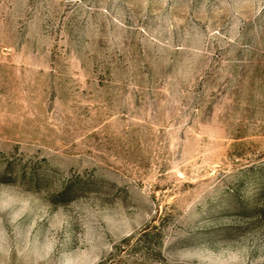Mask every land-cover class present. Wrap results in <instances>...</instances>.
<instances>
[{
    "label": "rangeland",
    "instance_id": "rangeland-1",
    "mask_svg": "<svg viewBox=\"0 0 264 264\" xmlns=\"http://www.w3.org/2000/svg\"><path fill=\"white\" fill-rule=\"evenodd\" d=\"M1 169L0 264H264V0H0Z\"/></svg>",
    "mask_w": 264,
    "mask_h": 264
},
{
    "label": "trees",
    "instance_id": "trees-1",
    "mask_svg": "<svg viewBox=\"0 0 264 264\" xmlns=\"http://www.w3.org/2000/svg\"><path fill=\"white\" fill-rule=\"evenodd\" d=\"M0 173L4 175V174L6 173V169H1V170H0ZM29 177H30V178H33V177H34V175H32V172L29 173ZM36 178H37V177H35V179H36ZM69 187H70V182H69V181H65V182L61 185L60 190H59L58 193H63V192H65V191H67V190L69 189Z\"/></svg>",
    "mask_w": 264,
    "mask_h": 264
}]
</instances>
